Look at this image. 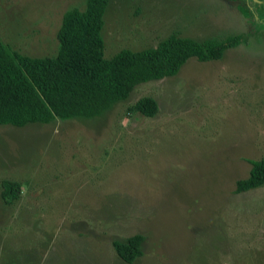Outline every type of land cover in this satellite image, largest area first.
<instances>
[{"label":"rangeland","instance_id":"374dc122","mask_svg":"<svg viewBox=\"0 0 264 264\" xmlns=\"http://www.w3.org/2000/svg\"><path fill=\"white\" fill-rule=\"evenodd\" d=\"M87 0H0V41L58 53L64 14ZM243 35L221 61L190 59L92 120L0 125V264H127L114 241L145 237L133 264H264V187L236 194L264 159V0H110L104 58L172 34ZM156 99L147 118L127 108ZM3 180L21 199H1Z\"/></svg>","mask_w":264,"mask_h":264},{"label":"trees","instance_id":"16d2710c","mask_svg":"<svg viewBox=\"0 0 264 264\" xmlns=\"http://www.w3.org/2000/svg\"><path fill=\"white\" fill-rule=\"evenodd\" d=\"M110 0H87L85 11H67L58 31V53L37 58L23 55L0 41V125L24 128L49 125L57 120L101 117L126 102L135 88L151 81L176 77L194 58L199 62L221 61L227 51L239 47L243 35L198 41L172 34L156 48L124 49L112 59L104 58V16ZM159 105L143 97L127 112L154 118ZM251 171L236 184V194L264 187V159L249 160ZM1 199L13 205L21 199L22 183L3 180ZM145 237L114 241L117 256L133 264L143 256Z\"/></svg>","mask_w":264,"mask_h":264}]
</instances>
